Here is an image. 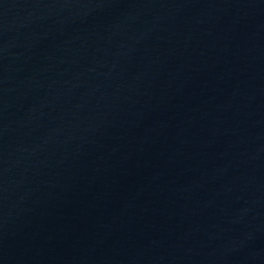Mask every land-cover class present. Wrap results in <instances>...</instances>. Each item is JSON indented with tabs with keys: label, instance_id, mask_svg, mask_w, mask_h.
I'll list each match as a JSON object with an SVG mask.
<instances>
[{
	"label": "water",
	"instance_id": "water-1",
	"mask_svg": "<svg viewBox=\"0 0 264 264\" xmlns=\"http://www.w3.org/2000/svg\"><path fill=\"white\" fill-rule=\"evenodd\" d=\"M0 264H264V0H0Z\"/></svg>",
	"mask_w": 264,
	"mask_h": 264
}]
</instances>
